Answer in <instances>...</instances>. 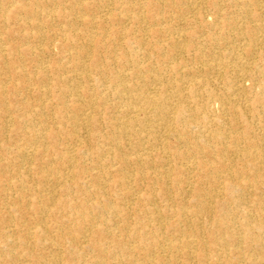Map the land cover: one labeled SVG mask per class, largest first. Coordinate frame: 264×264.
<instances>
[{
  "label": "bare ground",
  "instance_id": "obj_1",
  "mask_svg": "<svg viewBox=\"0 0 264 264\" xmlns=\"http://www.w3.org/2000/svg\"><path fill=\"white\" fill-rule=\"evenodd\" d=\"M0 264H264V0H0Z\"/></svg>",
  "mask_w": 264,
  "mask_h": 264
}]
</instances>
